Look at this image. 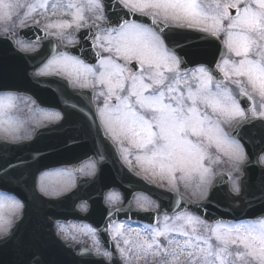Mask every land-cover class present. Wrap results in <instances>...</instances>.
Masks as SVG:
<instances>
[{"label": "rangeland", "instance_id": "obj_1", "mask_svg": "<svg viewBox=\"0 0 264 264\" xmlns=\"http://www.w3.org/2000/svg\"><path fill=\"white\" fill-rule=\"evenodd\" d=\"M23 1L26 0H0V21L6 17L3 8H19L18 5L24 6ZM244 1L245 8L237 9L240 15L234 21L228 17V30L223 29L220 17L214 12L215 20L207 21V15L197 8L196 16L202 14L205 20L197 16L193 21L204 25L213 36H225L222 38L229 56L220 68L231 83L227 90L215 88L203 68L188 75L179 74V60L165 44L150 31L134 26L112 39L111 45L117 50L115 60L104 66L111 71L100 74L113 88L103 93L104 83L102 87L100 83L95 86L105 96V108L110 107L117 97H122L117 108L101 112L105 129L113 142L147 154V159L140 158L144 171L162 178L158 181L164 188L186 191L184 193L192 200L205 199L206 190L218 173L235 171L243 162L241 147L228 136L230 126L244 118L235 101L237 97L249 94L256 103V116L260 117L264 112V0ZM228 2L236 6L233 1ZM220 9L225 16L227 8ZM14 15L16 19L8 16L10 21H17L12 22L10 30H18L37 17V13L30 12V9ZM108 50L106 48V52ZM131 60L141 66L142 71L136 77L125 65ZM61 67L71 80L80 70V64L71 61L68 66L63 63ZM83 69L87 74L91 71L84 66ZM100 69L101 65L95 68L96 71ZM236 179L232 178L234 192L238 191ZM67 184L63 182L60 188L50 192L54 195L66 192L70 186ZM17 212L10 201L0 199V236L12 228L11 218ZM176 224L180 227L170 228L174 229L169 234L167 231L144 232L132 226L123 228L126 233L120 236L124 244L120 250L126 257V264H134L127 258L129 252L138 253L143 258L149 254L159 256L161 264H220L214 256L224 259L223 253L233 247L252 252L246 258L264 264L262 222L208 228L190 215H182ZM246 232H251L249 235L253 238L241 236ZM170 234L174 235L167 236ZM171 241L175 243L170 246ZM231 254L229 252L228 256ZM243 255L236 253L240 257L239 263Z\"/></svg>", "mask_w": 264, "mask_h": 264}, {"label": "water", "instance_id": "obj_2", "mask_svg": "<svg viewBox=\"0 0 264 264\" xmlns=\"http://www.w3.org/2000/svg\"><path fill=\"white\" fill-rule=\"evenodd\" d=\"M104 3L107 17L112 21L111 25H114L112 0H104ZM128 16L131 20L153 27L162 36L168 50L180 57L181 72L203 66L210 70L216 83L225 84L219 65L226 58V52L219 40L198 32L171 29L149 17L132 13L125 17L128 19ZM29 32L26 30L21 36L29 35ZM4 45V51L0 52V90L26 91L22 87H27L30 81L34 80L29 71L36 67L31 66L32 63L36 64V57L19 55L13 47L8 48L11 46L9 42ZM55 52L48 48L43 51L41 57L46 55L47 58L49 53L51 55ZM72 54L79 55L77 51ZM25 65L28 66L27 70ZM132 69L134 72L138 70L135 64L132 65ZM57 80L55 78L45 82L36 81L55 86L59 84ZM66 87L67 89L61 90L62 92L59 91L66 97L54 98L53 101L57 103V107L64 108L65 121L62 126L69 138L63 142V149L68 153L47 165L73 166L93 158L98 161L100 174L94 182L80 181L78 189L69 196L52 200L38 194L34 175L30 174L29 167L23 165L14 169L10 163L6 162L4 165L1 163L0 170L5 172V179L17 176L22 183L17 184V187L0 183V190L15 193L24 202L25 209L22 219L16 224L11 235L0 241V264H106L103 260L92 257H76L74 252L67 249L56 237L54 225L58 221L77 220L91 223L101 229V225L106 221L105 228L102 229L105 231L107 225L115 219L125 217L120 210L111 211L103 207L101 194L118 187L119 183L112 167L115 166V153L104 136L100 135L92 97L88 93L83 94L67 85ZM52 92L55 93L54 90ZM240 104L247 119L230 130V136L241 142L247 155V161L239 170L242 175L239 180L240 193L236 195L231 192L227 175L218 176L208 199L202 204L159 191L160 196L170 200L163 204L156 198L160 203V212L155 213V217L160 213L174 215L184 211H191L210 223L264 217V167L260 165V158L264 154V121L249 115L252 111L249 99L241 97ZM41 142L42 140L36 139L13 150L20 151L16 155L21 158L28 161L37 158L39 162L43 159L40 153L55 148ZM104 184L105 188L100 187ZM137 190L144 191V188L138 187ZM145 192L156 197L151 189H145ZM130 195L126 196V201H129ZM80 203H87L90 206L88 214L78 212L77 207ZM136 219L145 221L147 216L138 213Z\"/></svg>", "mask_w": 264, "mask_h": 264}, {"label": "flooded vegetation", "instance_id": "obj_3", "mask_svg": "<svg viewBox=\"0 0 264 264\" xmlns=\"http://www.w3.org/2000/svg\"><path fill=\"white\" fill-rule=\"evenodd\" d=\"M121 1L130 9L138 13L149 14L154 18L162 21L163 23H166L169 26L176 28L184 27L181 26V24L183 25L187 23L196 24V22L193 21H196L197 16H199L200 20H205L202 14L196 16L197 8L200 10L201 13H204L205 16L207 15V21H212L213 10L215 11L216 16H220V14L222 15V11L220 8H230L228 0H121ZM231 1H233L236 4L235 8H243L242 0H231ZM45 2L50 3L49 7L45 8L46 15L43 16L39 12H36L37 19L34 22L31 21L28 24L29 25L33 24L42 28L46 32L47 37L34 39L33 42L23 40L18 35L14 37L16 41L17 49L24 54L37 53L43 48L44 43L50 41L51 37L55 38L56 41H59L58 42L60 44L59 47L76 46L80 43V38L78 37V34L76 35V32L81 30H86L89 28L98 29L105 22L106 19L103 13L104 8L99 0H45ZM35 7H40V6L36 5ZM182 8H193V9L188 10ZM192 18H195V20H193ZM11 24L12 22H0V25L3 29L5 27L10 28ZM130 26H136L142 28V26L140 25L128 24V25H124L122 28H120L117 31L98 29L96 33L97 37L94 40V43L101 44V47L96 46V49L101 53V61L105 57L107 46H110L111 44V39L117 33L124 31ZM19 30H12V31H14V33L17 34ZM4 32H8V31H4ZM7 40L8 38L6 37H0V41L4 42ZM69 61L80 64V66L83 64L80 60L75 59L64 52L48 60L43 65L39 66L38 69L34 71L33 75L36 78H47L55 75L61 76L65 71L61 67L62 64L64 63L68 66ZM76 76L81 78L82 80L88 78V74L82 68L78 70ZM78 88L90 89V87H86V84H80L78 85ZM95 97L97 98V95ZM61 119H62V115L60 112L51 109H45L39 106L36 103V100H34V97H30L27 95L21 96L12 93H0V142L18 144L20 142L31 141L34 137V133L36 130L43 128L44 126L56 125L61 121ZM119 154L122 161L126 163V165L128 161L126 157L131 158L130 161H133V158L130 155V151L119 150ZM27 161H28L27 159L21 158L20 156H11V155H6L4 153H2V156H0V162L3 165L7 162L10 163L12 167H15L21 163H26ZM138 164L140 166V162H138ZM140 167H141V171L147 174V172L144 171L143 166L141 165ZM128 168L130 167L128 166ZM56 170L63 173V175H61L60 182L61 183L67 182L68 183L67 185L72 186L71 188L76 187L79 179L93 178L98 173L97 166L92 161H87L83 163L77 171L75 170L67 171V170H58V169ZM51 174L52 171H48V172L43 171L41 173H36V183L38 185L39 190L42 189L40 187H47L51 185L49 183L44 185L47 182V180L51 179L52 177ZM138 176L144 178L140 174ZM5 178H6L5 172L3 171L1 173L0 171V182L2 181V183L8 185H17V183H19V179L17 176L14 177L11 176L10 179H5ZM0 199L8 200L12 203V205L15 203V201H13L8 195H5V193L1 191H0ZM123 201H124L123 194L120 191H113L112 193H107L105 195V204L109 208L120 207L123 204ZM133 204L137 209L143 212L156 211L158 209L157 204L153 200H150L148 196L143 193H136L133 195ZM81 208L83 209V211L86 210V208H84L83 206ZM193 219H195L200 224L207 226V224H205L203 221L197 218H193ZM164 221H165V217H161V219L157 222L155 226H151L150 224H137L134 222H128L125 224L117 223L111 230L112 237H113L114 229H122L127 226H132L134 228L139 227L140 230H143L144 232L156 231V232L164 233L166 232L164 231V226H165ZM172 221L175 222L176 224L177 218H173ZM260 222L264 223V221H260ZM73 226L80 227L79 225L76 224H72L69 226L59 224L57 226L59 235L63 240L70 241L69 239L72 238L79 243L82 241L83 242L92 241V248H91L92 251L104 253L107 256L108 260L112 261V256L108 252L104 251L102 244H100L99 242L98 234L93 229L86 226L93 233H89L86 236H84L83 239H80V237H78L74 233L71 234L68 231V229L72 228ZM170 232L171 231H167L168 234ZM116 236H118V240L122 242L120 239L121 235H116ZM119 247L120 245H117L115 241V250L118 253V255H119ZM229 252L232 253L231 257L228 256ZM136 255L138 256V259L135 261V263L141 262L140 264H161V259L159 256L149 254V256L144 255L143 258V256L140 257L138 253ZM223 256L224 259L219 258L221 262L220 264L243 263V261L239 263L238 258L234 256L232 251L223 253ZM122 264H124L123 261Z\"/></svg>", "mask_w": 264, "mask_h": 264}]
</instances>
